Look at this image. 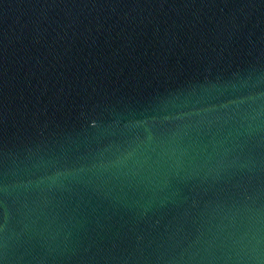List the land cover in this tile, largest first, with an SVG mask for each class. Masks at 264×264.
Segmentation results:
<instances>
[{"label": "water", "instance_id": "water-1", "mask_svg": "<svg viewBox=\"0 0 264 264\" xmlns=\"http://www.w3.org/2000/svg\"><path fill=\"white\" fill-rule=\"evenodd\" d=\"M0 264H264V0H0Z\"/></svg>", "mask_w": 264, "mask_h": 264}]
</instances>
